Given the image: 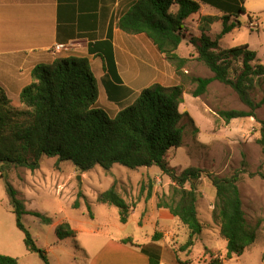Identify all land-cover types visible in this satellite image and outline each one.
<instances>
[{
  "label": "trees",
  "instance_id": "trees-1",
  "mask_svg": "<svg viewBox=\"0 0 264 264\" xmlns=\"http://www.w3.org/2000/svg\"><path fill=\"white\" fill-rule=\"evenodd\" d=\"M201 2L218 8L224 12V16L202 17L199 25L201 35L198 37L190 35L185 26L186 21L201 10V3L193 0H138L119 20L118 28L129 35L147 36L174 67L178 76H184L183 71L189 61L181 57L178 51L182 43L189 40L197 60L214 74L213 78H194L197 87L192 96L199 98L204 95L214 81L232 88L249 111L231 110L219 114L227 122L256 118L262 126L259 143L264 154V122L256 115L264 106V98L256 102L251 95L255 79L264 77V65L248 45L233 49L221 47V40L241 27L239 20H233L234 12L230 10L233 9L230 7L233 1ZM174 9L177 11L174 12ZM234 11L241 15L247 13L244 6L234 8ZM220 21L223 29L213 39L209 33L212 26ZM103 60L107 70L115 67L112 55L103 56ZM237 61L242 62L239 71L233 69ZM232 72L235 73L234 77ZM183 95L182 85L165 87L153 84L140 92L131 105L111 118L99 105L98 82L89 61L84 58H68L36 66L32 71V83L21 93V108L12 106L0 86V173L6 181L9 205L15 215L17 228L24 234L28 252L38 254L44 264H51L48 252L38 246L23 223L27 215L36 216L45 223H50L51 219L26 210L16 189L8 181L6 168L14 166L35 172L41 168L43 157L72 162L82 173L97 166L105 171H110L115 165L131 170L158 167L173 182V195L170 202H159L157 207L170 210L187 228L190 239L185 248L194 245V238L204 230L198 215V183L203 171L189 167L178 174L168 161L169 152L183 146L182 121L189 117L188 113L180 111ZM243 173L236 170L230 177L208 175L216 189L215 214L220 223V236L227 241L226 259L243 255L256 241L260 227L259 224L250 227L246 220L238 186ZM151 196L152 192L149 191L147 199H151ZM98 202L117 208L123 224L128 222L131 212L136 209L135 205L126 202L115 186L100 193ZM79 206L77 201L74 207ZM55 233L58 242L77 237L69 222L58 225ZM160 238L161 234L156 233L153 241H159ZM122 242L139 247L148 256L149 264H160L159 246L138 245L132 238ZM0 264H20V261L0 255ZM209 264L223 262L217 257Z\"/></svg>",
  "mask_w": 264,
  "mask_h": 264
},
{
  "label": "rangeland",
  "instance_id": "rangeland-1",
  "mask_svg": "<svg viewBox=\"0 0 264 264\" xmlns=\"http://www.w3.org/2000/svg\"><path fill=\"white\" fill-rule=\"evenodd\" d=\"M232 1L230 7L233 9L230 10L234 12L233 20H239L241 27L226 35L220 42L221 47L233 49L248 45L251 51L257 53L259 62L264 65V0ZM200 3L204 5L203 11L196 14L194 18L198 25L187 22V31L194 37L198 35H194L193 32L200 33L199 25L203 15L224 16V12L218 8L201 1ZM240 6L245 7L246 14L241 15L234 11V8ZM222 29V21L216 22L209 35L215 39ZM145 37L155 53L159 55L152 41ZM188 41L184 42L181 50V54L189 60L183 71L184 76H178L172 66L173 72L166 81V86H183L184 100L180 111L189 115L182 121L183 146L171 150L168 161L178 174L189 167H196L203 171L202 179L198 183V206L204 230L200 236L194 238L193 253L200 252L203 255V253L209 254L206 246L212 245L217 248L223 246V240L218 235L220 223L215 214L216 189L208 175L230 177L236 170L244 172L238 186L246 220L250 227H256L259 224L258 233L264 237V231L262 233L264 230V177L262 176L264 175V154L259 143L262 126L256 118L235 119L227 122L219 114L221 111H249L232 88L214 81L204 95L199 98L192 96L197 87L193 79L213 78L214 74L193 57L194 48L191 54L188 53V48L191 50V44ZM138 58L142 64L144 62V64L153 65L150 67L155 73H151L148 79H157L158 76L155 74L158 72V64L154 55L139 49ZM241 64V61L234 62L233 69L239 71ZM143 67L150 70L147 65ZM232 73L234 77L235 73ZM251 95L256 102L264 98V77L255 79ZM256 115L260 121L264 122V106L256 112ZM6 175L28 212L41 213L51 219L50 223L42 222L33 215H27L23 219V223L37 241L38 246L48 252L51 264H87L88 258L83 248L100 242V240L93 242L95 238H91L90 232L114 236L136 235L142 240L155 234L157 205L162 201L170 202L173 195V182L156 166L131 170L115 165L110 171L97 166L87 173H82L72 162H59L58 158L43 157L41 168L35 172L9 166L6 168ZM5 182V179L0 178V255L18 258L20 264H44L38 254L30 253L26 249L24 234L17 228L15 215L5 198L7 197ZM113 186L129 205H135V210H138V213L131 217L128 225L119 220L120 212L117 208L98 202L99 194ZM143 186L144 190H142ZM149 191L152 192L151 199H147ZM2 197L5 199L4 202ZM77 201L80 206L76 208L74 205ZM209 205L212 210H208L211 209L207 208ZM142 220V224L139 225ZM204 221L208 223L204 224ZM63 222H69L76 228L78 232H76V238L58 242L55 228ZM179 227L175 233L174 242L170 243V247L176 253L185 252L187 249L185 246L190 239L187 228L182 224ZM262 258V249L258 245L246 250L241 256H235L232 264H263Z\"/></svg>",
  "mask_w": 264,
  "mask_h": 264
},
{
  "label": "crops",
  "instance_id": "crops-1",
  "mask_svg": "<svg viewBox=\"0 0 264 264\" xmlns=\"http://www.w3.org/2000/svg\"><path fill=\"white\" fill-rule=\"evenodd\" d=\"M137 1L0 0V86L6 92L12 106L22 107L21 93L32 83V71L36 66L52 64L57 60L68 58H84L89 61L98 82L99 105L106 110L111 118L116 117L124 107L131 105L140 92L153 84L174 87L166 86L167 78L173 72L172 65L159 51V55L155 53L146 37L144 35H129L118 28L119 20ZM193 1L200 2L201 0ZM203 6L201 4L200 12L203 11ZM176 11L174 9V12ZM195 16L196 14L192 15L186 21V28L188 27L187 22H194L198 25V22L194 20ZM203 16L221 17V14ZM193 34L201 35L196 32ZM60 44L69 45L68 50L54 54L52 49ZM183 47L184 42L180 46L178 54L186 58L181 54ZM190 48L191 50L188 48L189 54L194 50L192 45ZM137 49L154 55L158 64V72L155 74L158 76L157 79H148L151 73H155L150 67L153 65L144 64V62L142 64L138 58ZM110 55L114 58L115 67L107 70L103 56ZM193 57L197 58L196 52ZM150 60L153 61L151 58ZM143 65H147L150 70H147ZM5 198L8 200V196ZM4 200L2 197L3 202ZM207 208L212 210L210 205ZM156 212V233H161L159 241H153L156 233L142 240L136 235L114 236L90 232L91 238L96 239L92 241L100 240L96 243L101 244L93 243L83 248V252L88 258L87 264H149L148 256L139 247L122 242L127 238H132L133 242L138 245L155 244L159 246L161 248L160 264H209L212 259L218 256L222 259L223 264H232L235 260V256L232 259H226L227 241L220 236V231L218 235L223 240L222 248L206 246L209 254L201 255L200 252L193 254L194 244L185 252L176 253L170 247V243L174 242L175 233L181 223L168 209L156 208ZM137 213L138 210L131 212L125 225H128L131 217ZM200 213L198 206L199 219H202ZM143 218L145 219L144 216ZM208 221L203 223H208ZM142 222L143 220L139 225ZM72 228L77 232L74 226ZM258 245L262 249L263 257L264 237L259 233L256 241L246 250Z\"/></svg>",
  "mask_w": 264,
  "mask_h": 264
},
{
  "label": "built area",
  "instance_id": "built-area-1",
  "mask_svg": "<svg viewBox=\"0 0 264 264\" xmlns=\"http://www.w3.org/2000/svg\"><path fill=\"white\" fill-rule=\"evenodd\" d=\"M69 48V45H56L53 49H52V52L55 54V53H59L61 51H65V50H68Z\"/></svg>",
  "mask_w": 264,
  "mask_h": 264
}]
</instances>
